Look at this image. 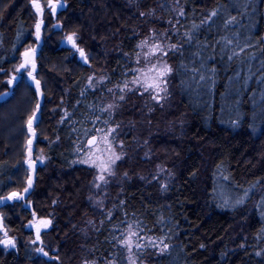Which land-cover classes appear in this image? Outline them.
<instances>
[{"label": "trees", "instance_id": "1", "mask_svg": "<svg viewBox=\"0 0 264 264\" xmlns=\"http://www.w3.org/2000/svg\"><path fill=\"white\" fill-rule=\"evenodd\" d=\"M65 1L55 23L48 19L44 25L43 42L34 56L38 67L33 74L42 95L28 76H17L14 93L0 102V197L28 186L30 168L24 162L23 145L26 121L37 103L38 143L48 158L36 167L28 191L32 211L20 200L0 207L3 223L17 238L15 248L0 246V264H78L83 258L96 264H127L118 242L127 222L147 237L164 238L169 244L153 264H264V117L258 106L264 92V84L258 83L264 75V0H250L247 8L238 0H179L185 15L176 22L173 43H183V55L170 52V61L177 70L174 90L187 126L176 176L164 198L147 185L128 183L120 199L107 201L103 210L90 198L92 168L75 163L77 149L90 133L87 118L93 99L86 88L88 73L96 67L109 84L120 83L137 49L143 16L169 17L171 3ZM213 9H220L221 15L211 27L193 30L192 25H199ZM229 15L237 22L225 28L223 20ZM34 17L29 0H0V90L7 87L6 71L34 41ZM57 23L61 27L53 26ZM189 31L194 35L191 44L184 37ZM72 33L88 63L63 45V37ZM222 37L233 44L225 48L217 43ZM239 47L245 51L228 61L227 55ZM201 61L207 81L194 90L189 87L191 71L185 73L180 65L199 68ZM33 212L51 220L50 228L41 232L42 244L31 243L35 237L26 227ZM35 247L59 259L39 255Z\"/></svg>", "mask_w": 264, "mask_h": 264}, {"label": "rangeland", "instance_id": "2", "mask_svg": "<svg viewBox=\"0 0 264 264\" xmlns=\"http://www.w3.org/2000/svg\"><path fill=\"white\" fill-rule=\"evenodd\" d=\"M48 2L49 0H40L42 5H47ZM60 2L64 6L66 5L65 0H60ZM170 3L172 15L169 17H164L160 15V13L156 14L157 16H154L152 13L143 16L137 30L138 45L141 43V41L150 37L152 38L149 40L150 44L154 41L161 42L165 45L173 43V39L177 37L176 22L180 17L178 15V10L182 9V4L180 1L179 4H177L175 0H170ZM61 8L63 7L58 6L56 13ZM38 19H43L44 21L39 40L36 39L34 27ZM48 19H51L52 21L54 20L53 23H55V15L50 14V11L47 7L44 8L42 17L39 16L35 11L33 22L34 41L22 50L20 61L12 69L6 71V76L3 79V83H5L7 87H2L4 90H0V102L10 98L14 93L12 92L13 88L18 86V79L14 81L11 86H9L7 83L13 75L20 77L24 76L27 78V73L29 70H31V66H29L28 70H21V73H16L14 70L22 62V53L26 49H40L43 42V28ZM67 36L68 35H65L63 37L65 41L63 42V45L70 47L78 60L84 61L80 57V53L75 48H73L69 42L67 43V40L65 39ZM145 51H147V49H141L137 47L133 55L129 57L127 70H125L126 76L120 83L112 85L109 84L105 75L99 72L96 67H91L88 73L86 88L87 91L90 92L91 98L93 99V101L89 103L90 117L87 118V121L89 122L90 133L84 138L85 144L82 148H80L81 151H78V156L75 163L88 165L93 170V193L90 198L93 206L98 210H103L107 201L111 202V204L112 202H117L120 199L123 189L128 183H142L147 185L152 188L159 197L164 198L168 185L170 182H172V180H174L177 173L176 165H178L180 158L179 149L182 145V135L184 134L183 131L187 126V123L186 120H184L185 115L174 90L173 76L169 78V95L167 99L162 100L160 104H157L155 101H153L150 98L149 93H144L141 95L140 93L143 92L142 87H139L138 91H126L125 93H119L118 89L116 88V85L122 86L125 80L131 81L135 78L136 73H134L132 70L143 66V53ZM84 53L87 57L88 63V56L85 50ZM137 53H141V64H137ZM164 59L167 60L170 65H172L170 61V52L168 56L164 57ZM34 60L36 65L34 72L36 73L38 61L37 58ZM89 78H92L91 86H89ZM129 87L135 89L138 86L130 84ZM110 88L113 89L112 92L108 91ZM3 93H7V95H3ZM121 94L125 96V99L122 101L119 100V95ZM109 104H114L115 107H113L110 111H103V109L107 108ZM13 114L14 112L11 111L9 116L12 117ZM97 117H99V119H97ZM106 120L108 121L107 124L104 123ZM34 127L36 136L33 138V143L31 146L32 159L36 160V165L38 166L45 163L48 158L38 143V131L36 124ZM108 128L116 129V131L109 137V140L111 141V145L115 154L121 156V159L116 160L114 164L110 165L111 170L114 173L113 175H108L106 172L103 173L107 180V183H104L103 181L97 179V177L101 174L99 168L91 165V163L84 164L79 163V161L81 159L87 158L85 156V152L88 153L92 160H96L97 164H99L101 160H103L105 163H108L110 157L114 159L112 152L107 151L108 146L104 143H99V150H97L96 146H92L91 150L86 147L87 141L93 136H96L97 141L99 142L101 133H99L97 130L103 129L106 132ZM29 138H31V134L27 129V137L23 145L24 162L28 159L27 140ZM93 153L95 154L93 155ZM40 156L43 157V163L37 160V157ZM97 157H100V159H97ZM97 184L100 185L99 188L95 186ZM24 188L12 190L2 197H6L12 192H17L24 196V199L20 201L26 205L29 200L28 193H24L23 191ZM13 201L15 200L0 203V207L7 203H12ZM0 216H3V211L1 208ZM37 219L48 218L41 217ZM30 222H32V219L26 223V227L32 230V236L34 238L35 229L29 226ZM129 224L131 223H125L124 227L119 232V238L122 236V233L127 231V226ZM131 225H133V229L135 231H138L141 236H144L145 241L149 238L136 229L134 224ZM3 226L8 231L9 237L14 238L17 242L16 235L13 234L11 229L8 228L5 223H3ZM48 228H50V226ZM42 231L45 230L42 229ZM2 238L3 233L0 232V239ZM141 243H144V241H141ZM0 246H2L5 250L10 249L5 248L3 245ZM125 252L127 260L129 253L127 250H125ZM158 254L159 253L156 248L145 247L141 251L137 252L136 255L138 259L136 264H153V259ZM86 260V258H83L78 264H84ZM90 262H94V264H96L95 261ZM105 264H109V262Z\"/></svg>", "mask_w": 264, "mask_h": 264}, {"label": "snow or ice", "instance_id": "3", "mask_svg": "<svg viewBox=\"0 0 264 264\" xmlns=\"http://www.w3.org/2000/svg\"><path fill=\"white\" fill-rule=\"evenodd\" d=\"M177 4H179V0H175ZM239 3H243V6L245 8L250 6V0H238ZM30 3L32 7L35 9L36 13L39 16H43L44 8L47 7L50 11V14L55 15L57 6L64 7V5L60 2V0H49L47 5H42L40 3V0H30ZM233 9H235L237 12L240 11L238 4L233 3L232 4ZM141 15H144V13H141ZM179 16H184L185 13L183 9L178 10ZM221 15L220 9H213L209 13L206 14L205 18L201 20L200 24H193L192 29L197 30L204 25H209V28L211 27V24L214 22V18ZM237 22V17L234 15H229L227 18L223 20L225 28H227L229 25H233ZM44 21L43 19H38L34 25L35 27V35L36 39H40L41 34V28ZM171 23V22H170ZM177 23L179 24V20H177ZM54 27H61L59 23L53 25ZM76 34L72 33L65 37V39L72 45L73 48H75L79 53L80 57L84 60L85 63H87V57L84 53V50L79 48L76 44ZM185 42L191 44L194 40V35L192 31L185 32L184 33ZM152 39L151 37L148 39H145L141 41L139 45H137L138 48L141 49H147L143 53V66L137 69H133L132 71L136 73L135 78L131 81L125 80L123 82V85H116V88L118 89L119 93H125L126 91H138L139 87L143 88V92L140 94L143 95L144 93H149L150 98L155 101L157 104H160L162 100L167 99L169 95V78L173 76V74L177 71L168 63L167 60L164 59V57L168 56L169 52L172 53H180L183 55V43H172L165 45L161 42L154 41L153 43H149V40ZM262 41H264V38H262ZM223 43L224 47L227 48L228 46L233 44V40L229 39L227 37H222L221 41H218L217 43ZM250 46V45H246ZM35 48H28L22 53V62L19 64L18 67L15 68L16 73H21V70H28L29 66H31V70L28 71V76L34 81L37 93L41 94L40 92V81L35 78L33 75V72L35 70ZM245 51L244 47H239V50H232L231 55H227L226 59L228 61H233L234 59H237L241 53ZM137 64H141V53H137ZM223 59V57H222ZM180 67L183 69L185 73H188L191 71L192 73V84L189 85L190 88H193L194 90L201 89L205 86V83L207 81V78L204 74H202L201 70L203 69V61L200 63V67L197 68L195 65L191 69L188 68L187 65L181 64ZM261 69H264V61L261 62ZM213 73H215V69H211ZM237 76H239V73H237ZM18 77L16 75H13L8 80V85L11 86L14 81H16ZM247 79H251V75L247 77ZM258 83L264 84V75L260 76V79L258 80ZM136 85L137 88H131L129 85ZM92 85V78H89V86ZM109 92H112L113 89H108ZM3 95H7V93H3ZM255 93H253V99H255ZM125 96L123 94L119 95V100H124ZM258 106L261 109L260 115L261 117H264V92H261L260 94V101L258 102ZM113 107H115L114 104H109L107 108L103 109V111H110ZM40 110V104L37 103L35 106V109L33 110L32 114L28 117L26 121V127L28 129V132L31 134V138L27 140V151H28V160L26 161L29 165V168H34V165L36 163V160L32 159V143L33 138L36 136V131L34 125L39 120V116L37 113ZM69 113L65 112L64 116L67 117ZM99 119V117H97ZM63 122V121H61ZM105 124L108 123V121H104ZM100 135L99 142L97 141L96 136H93L91 139H89L86 143V147L91 150L92 146H96L97 150H99V143L106 144L107 151L112 152L113 158H109V162L105 163L103 160L99 164L96 163V160H92L91 157L88 155L87 152H85V156L87 158L81 159L79 163L89 164L97 167L100 169L101 174L97 177L100 181H103L104 183H107V180L105 178V175L103 173H108V175H113L114 173L111 170L110 165L114 164L116 160L121 159V156L116 155L112 145L111 141L109 140V137L116 131L115 128H108L105 132L103 129L97 130ZM87 131L85 132V135H87ZM77 151H81V149H77ZM95 153H93L94 155ZM97 159H100V157H97ZM37 160H39L41 163H43V157H37ZM127 175V174H125ZM27 187L23 189L24 193H28L29 189L32 187V179L31 177L27 180ZM97 188L100 187L99 184L95 185ZM24 199V196L17 192H12L6 197H0V203H5L7 201L12 200H22ZM243 201H237V203H242ZM33 217H36V213H32ZM51 224V220L48 219H38L35 220V222H30L29 226L32 228H35V238L31 240L32 244H38L43 243L41 240V231L46 230ZM0 232L3 233V238L0 239V245H3L5 248H15L16 247V241L14 238L9 237L8 231L4 228L2 218H0ZM141 241H144V243H141ZM119 244L120 246L127 250L129 253L127 257L128 264H136V261L138 259L137 252L141 251L145 247H153L158 250L159 254H164L169 249V244L165 243L164 238H152L149 237L146 241L144 236H141L138 231H135L133 229V225L129 224L127 226V231L125 233H122V236L119 238ZM135 250V251H134ZM36 253L43 257H47L50 260H58V256H50L48 251H45L43 247H36L34 249ZM257 255H260V253H257ZM84 264H94V262L85 261ZM109 264H114V262H109Z\"/></svg>", "mask_w": 264, "mask_h": 264}, {"label": "water", "instance_id": "4", "mask_svg": "<svg viewBox=\"0 0 264 264\" xmlns=\"http://www.w3.org/2000/svg\"><path fill=\"white\" fill-rule=\"evenodd\" d=\"M58 7V6H57ZM36 53H37V49H36V51H35V55H36ZM34 75V74H33ZM29 77V76H28ZM29 80L33 83V84H35L34 83V81L29 77ZM92 138V137H91ZM90 138V139H91ZM28 160V159H27ZM26 160V161H27ZM26 164L28 165V163L26 162ZM29 166V165H28ZM36 163H35V165H34V168H30V177H31V179L33 180V177H34V173H35V170H36ZM27 207L30 209V211H32V209H31V206H30V204L28 203L27 204ZM0 218H1V216H0ZM35 220H38L37 219V215H36V217H33V215H32V222H35ZM2 222H3V220H2ZM35 229V228H34Z\"/></svg>", "mask_w": 264, "mask_h": 264}, {"label": "flooded vegetation", "instance_id": "5", "mask_svg": "<svg viewBox=\"0 0 264 264\" xmlns=\"http://www.w3.org/2000/svg\"><path fill=\"white\" fill-rule=\"evenodd\" d=\"M34 73V72H33Z\"/></svg>", "mask_w": 264, "mask_h": 264}]
</instances>
